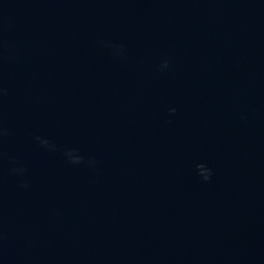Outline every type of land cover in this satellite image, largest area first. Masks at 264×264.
<instances>
[{
	"label": "water",
	"instance_id": "95a60500",
	"mask_svg": "<svg viewBox=\"0 0 264 264\" xmlns=\"http://www.w3.org/2000/svg\"><path fill=\"white\" fill-rule=\"evenodd\" d=\"M0 264H264V0H0Z\"/></svg>",
	"mask_w": 264,
	"mask_h": 264
},
{
	"label": "clouds",
	"instance_id": "9594fccd",
	"mask_svg": "<svg viewBox=\"0 0 264 264\" xmlns=\"http://www.w3.org/2000/svg\"><path fill=\"white\" fill-rule=\"evenodd\" d=\"M165 66H166V65H165ZM172 112L174 113L175 110L173 109ZM198 168L200 169V173H201V175H203L204 180H205V181H208V180L210 179V175H211L210 171L206 173V172L204 171V166H203V165H199Z\"/></svg>",
	"mask_w": 264,
	"mask_h": 264
}]
</instances>
